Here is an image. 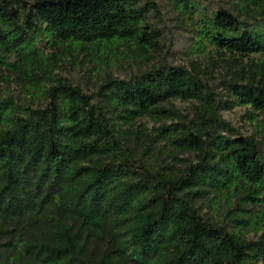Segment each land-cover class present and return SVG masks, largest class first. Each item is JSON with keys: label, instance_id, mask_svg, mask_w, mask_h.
I'll return each instance as SVG.
<instances>
[{"label": "rangeland", "instance_id": "rangeland-1", "mask_svg": "<svg viewBox=\"0 0 264 264\" xmlns=\"http://www.w3.org/2000/svg\"><path fill=\"white\" fill-rule=\"evenodd\" d=\"M219 9L230 11L242 22V28L264 39V0H150L146 3L140 0L135 6V14L124 23L117 24L113 35L105 39L61 38L43 23L40 33L32 36L31 44L21 49L25 56L19 52L2 53L0 46V101H9L0 113V129L11 127L16 117H26L37 108H48L46 122L53 115L59 121L73 122V105L76 102H90L93 105L91 109L96 111L94 105L97 107L100 100L104 101L101 98L108 97L103 94L108 93L115 100V103H108L115 108L102 116L111 127L124 122L121 124L124 131L119 133L118 139L125 145L122 148L125 156L129 158V149H132L136 152V163L150 172L171 176L177 167H185L189 162L198 160L196 151L190 149L195 142L192 141L188 147L189 140L183 134L186 128H190L195 139L207 138L205 133L200 132L207 124H199L209 116L205 110L206 99L184 91L160 97L171 89L166 84L162 91H157L158 94L151 93L147 99L154 101L144 107H149V110L143 112L139 103L125 104L124 91L117 84L108 86L107 82L122 80L127 86L141 81L145 84L141 74L161 69V82L164 84L169 77L168 69L175 67L201 78L224 98L233 99L226 87L232 82L238 86L248 83L264 86V49L234 51L217 42L216 38L222 30L216 27L214 17ZM151 83L149 86L155 87L153 91L159 90L156 87L159 82ZM114 88L117 92L113 91ZM142 89L149 92L145 87ZM52 106L55 107L52 109ZM67 112L70 116L65 114ZM89 116L84 115L82 122L87 121ZM219 116L232 127L230 132L220 131L224 138L223 149L241 136L252 137L264 155L263 111L236 98L228 107L220 108ZM95 120L98 121L97 117ZM77 126L69 127V133ZM118 127L114 128L120 132ZM103 130L92 119L90 126L80 133L71 134L69 140L65 137L61 139L72 149L65 164L68 181L64 185L55 187L58 188L55 190L47 185L49 181L38 179V174H35L28 186L47 196L49 208L59 202L73 211L79 226H85L83 237H88L99 256L107 257L110 264H134L125 250L131 248L132 233L140 225L142 217L153 209H146L147 204H144L152 197L151 191L146 196L141 188L138 192L133 188L134 193L128 191V197L121 201L122 187L116 183L107 192L96 214L93 212V218L85 214L86 207L101 201L89 181L90 172L97 166L119 164L125 160L123 156L116 158L110 153L101 155L98 152L104 150H93V146L87 147L89 143L87 148L82 149L86 142L96 141L97 131ZM133 168L137 169L128 164L122 169L132 173V180H145L142 182L144 186L154 185L147 172L136 176ZM204 188L207 191L198 189L190 192L187 189L178 193L182 201L197 208L210 221L224 226L229 233L239 235L245 241H256L259 245L264 242V190L260 183L237 176L226 188ZM182 230V225L174 223L164 228L163 233L172 237L173 245ZM49 234L44 222L28 218H0V264H39L33 257L37 255L31 244L38 240L46 241ZM167 250L162 246L153 264H162ZM256 257L253 264H264V254H257Z\"/></svg>", "mask_w": 264, "mask_h": 264}, {"label": "trees", "instance_id": "trees-1", "mask_svg": "<svg viewBox=\"0 0 264 264\" xmlns=\"http://www.w3.org/2000/svg\"><path fill=\"white\" fill-rule=\"evenodd\" d=\"M139 1L0 0L1 52L7 54L19 52L25 56L21 49L31 44L32 36L40 33V25L43 23L61 38L91 41L111 37L117 24L124 23L129 16L135 14V6ZM214 23L222 30L216 38L217 42L224 46L234 51L264 49V39L242 28V22L230 11L219 9L215 13ZM168 70L169 77H166L164 84L161 82L162 73L160 74L163 70L153 69L140 75L145 78V84L141 81L135 83V86L130 83L127 86L125 81L112 80L107 82V85L112 87L113 84H117L126 96L124 103H139L143 112L148 111L149 107H144L154 101L147 99L151 93L158 94L166 84H169L171 89L160 97L184 91L191 96L206 99L205 110L209 116L204 119L205 122L199 121V124H207L200 131L205 133L207 138L195 139L194 134L190 133V128H186L183 134L187 141L189 140L188 147L192 145V141L195 142V146L190 149L196 151L198 160L194 163L189 162L185 167H177L175 172H171V176L150 172L143 165L136 163V152L132 149H129V158L125 156L122 151L125 145L118 139L119 133L124 131L121 125L124 122L111 123L113 125L111 127L110 122H106L102 116L115 108L108 103L109 101L115 103L108 93L103 94L108 96L101 98L104 101L100 100L97 107L94 105L96 111L91 109L90 106L93 105H90V102L85 100L76 102L73 105L75 110L73 122L59 121L55 115L46 122L48 108H37L30 111L26 117H16L11 127L0 129V218L4 220L28 218L34 222L45 223L50 232L48 239L31 244L37 255L32 256L39 264H110L107 257L98 255L95 247L89 243L88 237H83L85 226L83 228L79 226L80 222L74 217L73 211L59 202L51 204L49 208L47 196H42V193L28 186L30 181L33 182L32 177L35 174H38L36 178L49 181L47 185L52 188L60 187L68 181L65 164L72 149L61 139L65 137L69 140L71 134L80 133L90 126L92 119L104 130L101 132L98 130L96 141L86 142L82 149L89 143L87 147L93 146V150H104L98 152L101 155L110 153V156L116 158L123 156L126 161L97 166L90 172L89 181L96 188L95 194L99 195L100 198L97 199L101 201L86 207L87 217L93 218V212L96 214L107 192L116 183L122 187L121 201H125L128 191H132L133 188H136V192L141 188L146 196H149L147 192L152 193V197L144 204H147L146 209H153L142 217L140 225L132 233L131 248L125 250L128 255L130 254V260L134 264H153L162 246L168 249V252L164 253L162 264H253L252 261L257 258V254H264V242L259 245L256 241H245L239 235L229 233L224 226L210 221L200 214L197 208L182 201L178 193L187 189L190 192L198 189L205 192L207 191L205 186L223 189L237 176L255 184L260 183L261 189L264 190V155L260 146L252 137L241 136L223 149L225 144L220 131L230 132L232 127L219 116L220 108L228 107L236 98L251 103L264 112V86L253 83L238 86L236 82L229 83L226 87L233 97L229 99L224 98L221 93H215L207 82L186 69L170 67ZM150 81L159 82L156 85L159 90L153 91L152 88L155 87L151 86ZM144 87L148 89V93L142 89ZM99 90L100 88L96 92ZM116 90L117 88L113 89L114 92H117ZM8 103L9 101H0V113L3 106ZM85 107L88 111L84 110ZM65 114L70 116L69 112ZM86 114L90 116L87 121L82 122ZM40 116L43 118L40 119ZM96 117L98 121L95 120ZM74 124L78 125L77 128L69 133L68 128ZM116 126H119L120 132L116 131L114 128ZM128 164L137 167L133 168L136 176L141 172H147L154 185L144 186L142 182L145 180H135L136 176L132 180V173L122 169ZM138 167L142 170L138 171ZM143 186L145 189H142ZM75 213L79 214L78 211ZM174 223L183 226V233L172 245V237H167L163 230Z\"/></svg>", "mask_w": 264, "mask_h": 264}]
</instances>
